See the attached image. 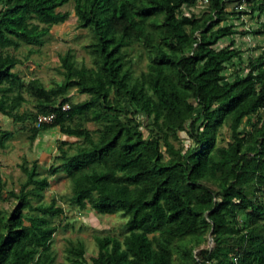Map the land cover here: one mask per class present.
<instances>
[{
    "label": "trees",
    "instance_id": "1",
    "mask_svg": "<svg viewBox=\"0 0 264 264\" xmlns=\"http://www.w3.org/2000/svg\"><path fill=\"white\" fill-rule=\"evenodd\" d=\"M70 1L77 26L90 36L92 65L77 66L68 50L60 57V84L24 83L13 71L21 61L8 49L41 45L52 26L68 19L58 8ZM242 3L264 11V0H207L200 15L184 10L197 0H0V113L30 120V140L54 127L77 138L62 141L48 173L67 174L78 208L127 217L122 239L95 237L92 264H264V57L227 80L224 70L240 51L215 47L238 32L221 23L247 13L238 10ZM136 43L148 63L134 76L129 48ZM73 87L88 97L72 101ZM23 91L35 112L19 111L27 102ZM139 112L150 119L147 135ZM41 113L54 119L36 126ZM257 114L250 131L239 129ZM223 125L231 140L220 144ZM180 133L192 142L185 150L170 141ZM37 167L21 164L25 181L9 192L18 206L8 215L0 211V264L52 262L51 217L63 209L42 202L49 181ZM3 187L0 177V198ZM208 234L213 246L200 248ZM66 253L70 264H85L82 241H68Z\"/></svg>",
    "mask_w": 264,
    "mask_h": 264
},
{
    "label": "rangeland",
    "instance_id": "2",
    "mask_svg": "<svg viewBox=\"0 0 264 264\" xmlns=\"http://www.w3.org/2000/svg\"><path fill=\"white\" fill-rule=\"evenodd\" d=\"M233 9L235 8L233 7ZM58 10L68 11L69 17L63 23L52 26L50 35L44 39L41 45L22 43L16 50L8 49L12 55L21 61L14 67L13 71L17 72L24 83L37 78L46 88L60 84L63 80L60 57L68 50L72 52L73 60L77 66L92 65L90 56L85 49L90 36L86 29L77 26L73 2L70 1ZM184 10L200 15L206 10V4L202 0H197L194 7ZM238 10H245L247 13L228 14L226 20L221 23L234 26L238 32L221 38L215 45L217 48L232 46L240 51V59L234 58L233 64H228L227 69L224 70V73L229 75L227 80H231L236 72L241 76L247 74L251 69L250 62L261 55L264 57V11L260 9L251 10L246 3H242ZM231 42L233 45H230ZM129 56L132 60L131 72L134 76L146 69L148 58L141 43L131 45ZM22 95L27 102L21 104L19 111L31 110L35 112L32 97L25 91L22 92ZM69 95L74 102L88 97L86 94L79 93L75 87L69 90ZM259 114L254 116L251 123L243 122L239 129L250 131ZM136 119L147 135L146 125L150 119L141 112L137 113ZM83 124L90 130L97 127L94 122L84 121ZM32 126L33 123L30 120L14 121L0 113V135L3 132H8V135L4 136L3 146H0V177L4 184L0 198V211L8 215L17 208L18 199L10 195L9 192L18 193L21 184L25 181L26 177L21 170V164L25 161L31 166L33 162H37L39 176H45L49 181V185L42 191V202L48 204L53 201L56 206L63 209L62 214L51 217V223L56 225L57 229L51 238L52 262L50 264H70L66 253L67 242L77 240L84 244L85 264H92L91 258L97 254L98 250L95 237L110 235L122 239L127 233V217L120 212L103 214L89 206L84 209L75 206L71 202V184L67 174L58 172L50 175L47 170L54 162L55 156L59 154L58 146L62 141L77 142L79 140L63 135L57 127L41 130L35 139L30 140L29 135ZM179 135V140L170 138L175 147H182L185 150L192 145V142L186 139L183 133ZM217 140L220 144H225L226 140H231L227 125H223L219 129ZM36 203L32 201L33 205ZM24 212L26 214L23 217L24 223L28 224V209H25ZM212 246L213 241L208 234L200 248Z\"/></svg>",
    "mask_w": 264,
    "mask_h": 264
},
{
    "label": "built area",
    "instance_id": "3",
    "mask_svg": "<svg viewBox=\"0 0 264 264\" xmlns=\"http://www.w3.org/2000/svg\"><path fill=\"white\" fill-rule=\"evenodd\" d=\"M202 1H203V3L207 2V0H202ZM68 108H69V104L68 103H65L62 106L63 110H67ZM53 119H54V113H50V114L41 113V114H38L37 115V119H36V126H39L42 123H50V122H52Z\"/></svg>",
    "mask_w": 264,
    "mask_h": 264
}]
</instances>
